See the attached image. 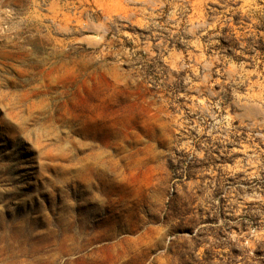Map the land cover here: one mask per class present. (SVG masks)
Wrapping results in <instances>:
<instances>
[{
    "label": "rangeland",
    "instance_id": "obj_1",
    "mask_svg": "<svg viewBox=\"0 0 264 264\" xmlns=\"http://www.w3.org/2000/svg\"><path fill=\"white\" fill-rule=\"evenodd\" d=\"M0 264H264V0H0Z\"/></svg>",
    "mask_w": 264,
    "mask_h": 264
}]
</instances>
